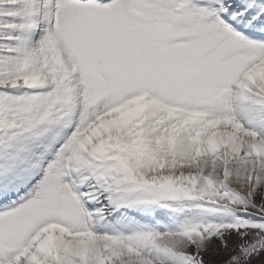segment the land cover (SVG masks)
Returning a JSON list of instances; mask_svg holds the SVG:
<instances>
[{
  "label": "snow or ice",
  "instance_id": "1",
  "mask_svg": "<svg viewBox=\"0 0 264 264\" xmlns=\"http://www.w3.org/2000/svg\"><path fill=\"white\" fill-rule=\"evenodd\" d=\"M216 241L264 264V0H0V264Z\"/></svg>",
  "mask_w": 264,
  "mask_h": 264
},
{
  "label": "rangeland",
  "instance_id": "2",
  "mask_svg": "<svg viewBox=\"0 0 264 264\" xmlns=\"http://www.w3.org/2000/svg\"><path fill=\"white\" fill-rule=\"evenodd\" d=\"M233 239H235V237H233ZM230 248L231 241L228 250L223 249L219 241L214 242L212 249L203 254L206 264H225L231 255Z\"/></svg>",
  "mask_w": 264,
  "mask_h": 264
}]
</instances>
